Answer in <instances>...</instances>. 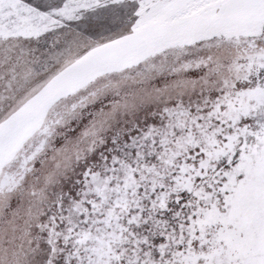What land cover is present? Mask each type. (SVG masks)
I'll return each instance as SVG.
<instances>
[{"label": "snow or ice", "instance_id": "obj_1", "mask_svg": "<svg viewBox=\"0 0 264 264\" xmlns=\"http://www.w3.org/2000/svg\"><path fill=\"white\" fill-rule=\"evenodd\" d=\"M0 264H264V0H0Z\"/></svg>", "mask_w": 264, "mask_h": 264}]
</instances>
